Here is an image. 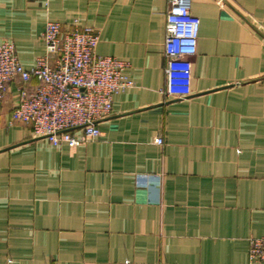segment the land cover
Listing matches in <instances>:
<instances>
[{
    "label": "crops",
    "instance_id": "obj_1",
    "mask_svg": "<svg viewBox=\"0 0 264 264\" xmlns=\"http://www.w3.org/2000/svg\"><path fill=\"white\" fill-rule=\"evenodd\" d=\"M167 0H0L30 68L48 19L99 31L127 63L101 136L70 148L0 102V264H248L264 236V0H192L191 93L167 98ZM32 84H36L33 80ZM80 134L81 130H75ZM163 139V144L157 142Z\"/></svg>",
    "mask_w": 264,
    "mask_h": 264
},
{
    "label": "built area",
    "instance_id": "obj_2",
    "mask_svg": "<svg viewBox=\"0 0 264 264\" xmlns=\"http://www.w3.org/2000/svg\"><path fill=\"white\" fill-rule=\"evenodd\" d=\"M167 3L164 95L184 98L191 93V58L198 50L201 20L192 13V0ZM42 37L45 54L30 68L23 65L12 40H0V102L9 84L19 81L11 122L25 124L55 146L76 148L96 140L101 136L98 122L112 113L115 95L135 86L127 63L96 53L100 35L92 26L70 29L48 19ZM157 142L163 144V139ZM248 264H264V236L250 239Z\"/></svg>",
    "mask_w": 264,
    "mask_h": 264
}]
</instances>
